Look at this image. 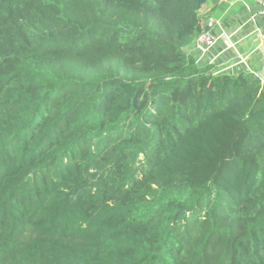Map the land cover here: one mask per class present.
Returning <instances> with one entry per match:
<instances>
[{"label":"trees","instance_id":"obj_1","mask_svg":"<svg viewBox=\"0 0 264 264\" xmlns=\"http://www.w3.org/2000/svg\"><path fill=\"white\" fill-rule=\"evenodd\" d=\"M219 3L0 0V264H264V80L185 51Z\"/></svg>","mask_w":264,"mask_h":264},{"label":"crops","instance_id":"obj_2","mask_svg":"<svg viewBox=\"0 0 264 264\" xmlns=\"http://www.w3.org/2000/svg\"><path fill=\"white\" fill-rule=\"evenodd\" d=\"M219 6L225 8L213 16L203 17L202 28L209 20H219L223 22L222 36L216 46L201 58L197 56L200 66L203 68L212 67L214 75L231 74L236 75L242 71L259 73L264 75V42L260 40L253 29L248 24V10L245 5L254 6L252 0H223ZM203 15L204 12H203ZM260 25H264V20H259ZM220 29L216 30L220 35ZM261 46V49L258 47ZM262 79V78H261Z\"/></svg>","mask_w":264,"mask_h":264},{"label":"built area","instance_id":"obj_3","mask_svg":"<svg viewBox=\"0 0 264 264\" xmlns=\"http://www.w3.org/2000/svg\"><path fill=\"white\" fill-rule=\"evenodd\" d=\"M223 2V0H220ZM254 6H246L248 10V24L251 25L252 31L259 39L264 41V26L260 25L259 20H264V0H252ZM208 30L201 33L194 41V44L187 49V52L194 54L201 58L203 55L207 54L211 49H213L219 39L225 35L223 32V22L219 20H209L206 22ZM220 29V35H217L216 30Z\"/></svg>","mask_w":264,"mask_h":264},{"label":"rangeland","instance_id":"obj_4","mask_svg":"<svg viewBox=\"0 0 264 264\" xmlns=\"http://www.w3.org/2000/svg\"><path fill=\"white\" fill-rule=\"evenodd\" d=\"M200 20V19H199ZM202 20V19H201ZM203 21V20H202ZM201 21V22H202ZM260 40H262V39H260ZM264 42V41H263ZM258 49H261V46L260 47H258ZM264 50V48L262 47V49H261V52ZM185 51H187V50H185ZM263 62H264V60H263ZM255 74H257L260 78H262L263 80H264V75H261V74H259V73H255Z\"/></svg>","mask_w":264,"mask_h":264}]
</instances>
